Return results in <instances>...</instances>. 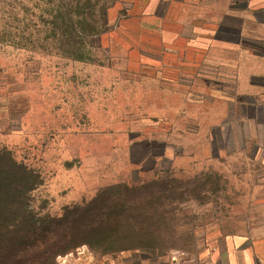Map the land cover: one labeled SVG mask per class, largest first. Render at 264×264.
Here are the masks:
<instances>
[{
	"label": "rangeland",
	"instance_id": "obj_1",
	"mask_svg": "<svg viewBox=\"0 0 264 264\" xmlns=\"http://www.w3.org/2000/svg\"><path fill=\"white\" fill-rule=\"evenodd\" d=\"M230 4L0 0V170L28 183L0 188V264H264V82L221 66Z\"/></svg>",
	"mask_w": 264,
	"mask_h": 264
},
{
	"label": "crops",
	"instance_id": "obj_2",
	"mask_svg": "<svg viewBox=\"0 0 264 264\" xmlns=\"http://www.w3.org/2000/svg\"><path fill=\"white\" fill-rule=\"evenodd\" d=\"M196 1H207V0H196ZM211 1V0H208ZM218 1V0H212ZM225 3H231L228 8H226V15L223 23L228 25V30L224 29L226 35L232 32H227L233 30V26L238 28L239 39L241 41L240 44H236V46L228 47L225 51H231V53H225L226 60L220 62L221 66L224 67H232L233 73L236 81L239 79L247 78L248 76H255L263 79L264 82V0H223ZM236 2H246L250 4H246L243 6L235 5ZM254 3V4H251ZM195 16V15H194ZM174 20L178 21L179 15L174 16ZM255 18L256 22H254V27H249L248 25H244L245 19ZM238 24V26L236 25ZM230 29V30H229ZM218 35V27L213 26L210 27V35L208 37L209 47L212 49H217L221 44L217 43V39H219ZM216 36V40L212 37ZM245 38H250L251 40H255L259 42L258 44L251 46L243 43ZM201 40V38H200ZM214 40V41H213ZM200 42V41H199ZM234 52V53H232ZM235 55V56H234ZM250 65L256 66V68L248 69ZM259 86L258 84H256ZM256 90L260 92H264V86L256 87ZM264 95V94H263ZM245 104V103H244ZM264 123V119H262ZM259 136L257 138H253L250 140L251 146L264 147V124L261 129V125H258ZM264 162V158L262 160ZM234 241H244L246 237L243 235H235L233 236ZM237 249H232L231 251L224 250L223 253H220L217 257L210 256L208 264H259L257 260V254L255 252L249 253V250L242 249L239 245H237Z\"/></svg>",
	"mask_w": 264,
	"mask_h": 264
},
{
	"label": "trees",
	"instance_id": "obj_3",
	"mask_svg": "<svg viewBox=\"0 0 264 264\" xmlns=\"http://www.w3.org/2000/svg\"><path fill=\"white\" fill-rule=\"evenodd\" d=\"M3 170H0V188L5 192L10 191L13 188H15L16 184H20L18 186L23 185V189L26 188V186L28 185L27 179L24 178V180H22L21 177H17V171H15V168H11L8 169L6 172L3 171V175H1ZM1 193V192H0ZM2 195V193L0 194ZM88 215H86L85 212H81V211H74V212H68L66 213V215L64 214V216L56 219L55 221H90L88 219ZM23 221H28L26 218H24Z\"/></svg>",
	"mask_w": 264,
	"mask_h": 264
}]
</instances>
